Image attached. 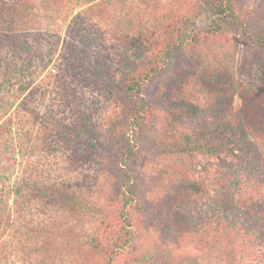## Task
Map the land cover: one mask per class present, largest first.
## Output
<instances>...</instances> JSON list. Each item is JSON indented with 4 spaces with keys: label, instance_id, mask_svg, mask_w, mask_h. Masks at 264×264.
<instances>
[{
    "label": "rangeland",
    "instance_id": "rangeland-1",
    "mask_svg": "<svg viewBox=\"0 0 264 264\" xmlns=\"http://www.w3.org/2000/svg\"><path fill=\"white\" fill-rule=\"evenodd\" d=\"M203 1L0 0V94L14 126L27 119L14 108L24 96L34 110L29 169L95 203L70 217L86 234L53 237L25 262L2 253L0 264H264V0H236L237 23L217 32L202 24L193 37L186 20ZM143 78V96L127 98L125 86ZM136 107L145 114L131 132ZM210 130L250 136L247 150L162 153ZM125 166L136 230L121 216ZM186 181L233 196L226 212L213 209L212 241L209 195L172 188Z\"/></svg>",
    "mask_w": 264,
    "mask_h": 264
},
{
    "label": "trees",
    "instance_id": "trees-1",
    "mask_svg": "<svg viewBox=\"0 0 264 264\" xmlns=\"http://www.w3.org/2000/svg\"><path fill=\"white\" fill-rule=\"evenodd\" d=\"M235 1L205 0L199 3L195 13L196 16L189 17L186 20L189 26L194 29L193 37L196 36L202 24L204 28L201 30L217 32L222 29V23H226L228 20L236 22ZM187 41L188 38H184L183 42L186 43ZM256 42L259 46L264 47V36ZM172 47L176 48L177 46ZM170 59L171 55L169 54L166 61H170ZM165 66L168 67L167 64ZM160 72L161 70L155 69L148 75V78H154ZM148 78L140 79V82L137 80L130 81L124 89L126 97L136 99L143 96L144 84ZM176 103L178 108L192 109L193 107L182 100ZM28 104V100L24 96L19 104L14 107L20 113L27 115L26 120L20 119L21 123L14 126V117L12 120L11 114H9L12 105L10 106L9 102L0 94V255L4 253V257L9 263L13 259L19 262L29 261L31 257L37 255L36 253L43 246L52 244L53 237L61 238L67 235L78 237L86 234L84 233L85 230L80 228L70 217L74 216L75 219L78 214L82 213L85 209L84 203L88 209L95 207V203H90L85 197L79 195L76 184L66 183L59 177L49 179L32 174L31 169H29L31 166H29L27 152L28 142L30 141L28 123L29 117H32L31 112L34 110ZM135 112V115L130 116L125 122V127L128 130L131 128V132L141 126L145 114L142 107H136ZM191 112L194 113V111ZM249 137L234 132L210 130L200 133L195 138L186 136L182 143L173 144L169 147L166 145L162 148V153L180 154L191 151H204L214 155L227 152L238 156L239 153L247 150ZM131 153H133V149H129L128 152L123 154V157L126 158ZM17 164L19 165L18 170ZM131 179V171L128 166H125L122 181L126 194L122 199V211H120L124 220V227L136 230L134 227L136 221L134 207L138 205V200L131 189V184L129 185ZM172 188L175 191H189L195 194L209 195L207 206L212 214L209 215V219L203 223V226L214 225L211 231L213 233L212 241L213 236L218 232L217 226L220 225V222H217L220 218H216L218 214L214 213L213 209L217 208L220 209L219 211L226 212L230 207L229 202L233 200L232 194L227 199L221 196L217 198V192L213 193L212 189L211 193L208 187L196 181L181 182L173 185ZM249 198V201L244 202V204L253 202L251 197ZM234 208L237 212L236 205ZM222 225H226L228 228L233 226L230 221H223ZM86 241L96 246L94 236H87ZM132 242L133 238H128L119 248H129ZM217 242L218 239H215V244ZM189 262L186 263L200 264L195 260H189Z\"/></svg>",
    "mask_w": 264,
    "mask_h": 264
}]
</instances>
